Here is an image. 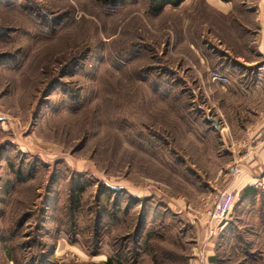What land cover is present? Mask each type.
I'll use <instances>...</instances> for the list:
<instances>
[{"label":"rangeland","instance_id":"374dc122","mask_svg":"<svg viewBox=\"0 0 264 264\" xmlns=\"http://www.w3.org/2000/svg\"><path fill=\"white\" fill-rule=\"evenodd\" d=\"M149 3L0 0V264H264V178L204 218L264 116V0Z\"/></svg>","mask_w":264,"mask_h":264},{"label":"crops","instance_id":"0c3cea01","mask_svg":"<svg viewBox=\"0 0 264 264\" xmlns=\"http://www.w3.org/2000/svg\"><path fill=\"white\" fill-rule=\"evenodd\" d=\"M212 2L217 6H221L222 4L231 3L232 1L224 2L221 0H212ZM261 40L262 43L260 46H263L264 31ZM255 122L249 135V138H254V149L250 151L248 155L242 157H238L233 153L231 162L227 165L229 168L226 167L224 170L217 173L219 183L225 186L224 189L233 192L236 198L241 195L246 188L251 187L255 189V186L261 184V180L264 178L258 176L264 169V116L260 120H255ZM232 139H234V137H232ZM233 164H236L239 170L237 174L233 171ZM211 260L212 258H204L202 264H212L213 262Z\"/></svg>","mask_w":264,"mask_h":264},{"label":"built area","instance_id":"2783aa9c","mask_svg":"<svg viewBox=\"0 0 264 264\" xmlns=\"http://www.w3.org/2000/svg\"><path fill=\"white\" fill-rule=\"evenodd\" d=\"M233 171L237 174L239 170L237 167H234ZM235 201L236 195L226 189L215 195L212 203L204 212L205 230L209 236L215 235L227 222Z\"/></svg>","mask_w":264,"mask_h":264},{"label":"trees","instance_id":"16d2710c","mask_svg":"<svg viewBox=\"0 0 264 264\" xmlns=\"http://www.w3.org/2000/svg\"><path fill=\"white\" fill-rule=\"evenodd\" d=\"M99 2L103 3V4H110L111 1H115V0H98ZM184 0H150V9L153 13H158L160 10H162L166 5H171V6H178L179 4H181ZM221 1H224V2H229V1H233V0H221ZM254 191V188H246L245 190H243V192L241 193V197L242 196H245V195H248L250 193H252ZM139 225H140V221H139ZM140 233V236H141V233H143L142 231V228L140 229V227H136L134 229V231H132L131 234H127L125 237L123 238H119V239H115V242L116 244L118 245V243H121L122 245V242L124 241V239L126 240H131L134 242L136 236H137V233ZM148 233V232H146ZM149 234L146 235V237L148 236ZM122 251V249H121ZM120 251V253H122ZM127 253L128 254H121V256L123 258L126 257V260H127V263L128 264H131L133 263L132 261L135 259V257H137L139 255V253H141L140 251L137 250V248H129L127 247ZM117 253V252H116ZM120 255V254H119Z\"/></svg>","mask_w":264,"mask_h":264},{"label":"water","instance_id":"95a60500","mask_svg":"<svg viewBox=\"0 0 264 264\" xmlns=\"http://www.w3.org/2000/svg\"><path fill=\"white\" fill-rule=\"evenodd\" d=\"M213 124H214L215 126H217L215 122H213Z\"/></svg>","mask_w":264,"mask_h":264}]
</instances>
